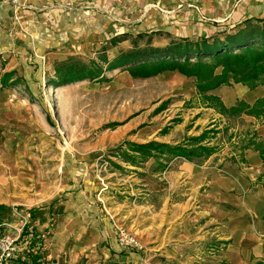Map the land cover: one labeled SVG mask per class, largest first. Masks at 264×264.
<instances>
[{
    "label": "crops",
    "instance_id": "0c3cea01",
    "mask_svg": "<svg viewBox=\"0 0 264 264\" xmlns=\"http://www.w3.org/2000/svg\"><path fill=\"white\" fill-rule=\"evenodd\" d=\"M217 4L222 1L214 0L207 5L216 8ZM1 6L0 84L15 87L20 82L17 72L24 71L27 76L30 60L11 37L14 33L9 34L15 25L12 9ZM254 8L247 6L240 11L237 6L233 12H222L219 18L225 17L224 28L246 18H264V7ZM24 16L19 22L21 27H37L39 20L32 12ZM46 24L50 26L51 22ZM220 25L205 29L195 25L191 33L175 30L182 37L198 38L220 32L223 27ZM49 42L46 51L52 54V47L61 50L73 40L68 36L58 43L51 39ZM57 55L50 57L54 59ZM171 73H176L183 102H189L190 106L182 116L183 122L190 124L183 134L200 135L214 129L204 143L216 146V151L202 161L177 157L161 164L139 162L104 167L105 174L94 177L89 175L92 168L74 169L75 179H71L62 200L54 202H58L62 213L51 241H47L46 233L55 215L54 203L41 211V216L39 208L13 207L0 212V221L8 220L15 225L20 219L19 212L28 211L32 217L34 225L25 232L29 244L22 252V264H264V116L242 113L233 117L239 123L230 129L227 146L223 142L225 148L220 147L219 142L224 140L221 129L229 116L202 101L194 77L178 71ZM120 76L129 77L130 86L146 79L134 77L128 69L115 77ZM211 92L227 107L240 100L253 105L264 98V82L255 87L242 82L223 84ZM137 127H140L138 143L156 140L162 129L153 124V119L130 126ZM193 128L199 131L194 132ZM170 133L171 129L164 135ZM214 133L217 136L212 137ZM186 136L157 141L176 144ZM120 223L127 224L144 242L143 251L119 246L116 227ZM69 241L72 244L68 246Z\"/></svg>",
    "mask_w": 264,
    "mask_h": 264
},
{
    "label": "rangeland",
    "instance_id": "374dc122",
    "mask_svg": "<svg viewBox=\"0 0 264 264\" xmlns=\"http://www.w3.org/2000/svg\"><path fill=\"white\" fill-rule=\"evenodd\" d=\"M212 1L0 0L3 9H12L15 25L9 34L14 33L11 37L30 60L27 76L24 71L17 72L20 82L15 87L0 84V212L13 207L39 208L41 216V211L51 203L62 200L71 179H75L74 169L92 168L89 175L94 177L98 173L104 175V167L131 165L133 161L124 152L135 155L127 142H137L142 127L131 129V124L136 126L153 119L157 127L171 129L167 135L161 129L156 140L186 136L183 133L190 124L186 125L182 116L190 106L189 102H183L176 73L161 72L130 86L129 77H115L127 68L109 69L105 58L112 56V59L127 49L147 46L150 42L163 46L170 41L169 33L181 36L175 29L191 33L195 25L203 29L214 28L212 25L217 23L223 26L225 17L220 19L219 15L235 11L237 6L241 7L240 11L247 6L248 9L264 7V0H220L222 4L211 8L207 4ZM29 11L39 20L37 27L19 24ZM45 21H50L53 27ZM234 23L229 27L237 30ZM68 36L73 42L66 48L52 47V54L46 51L50 39L58 43ZM113 40L118 42L113 44ZM69 59L89 65L96 62L107 79L51 84L57 62ZM226 122L221 129L224 140L219 142L220 147L224 143L227 146L230 129L239 123L233 117L226 118ZM214 143L218 144L216 139ZM166 160L165 156L160 160L138 158L141 165L161 164ZM57 204L52 206L55 215L46 233L47 241H51L62 213ZM120 227H126L138 237L125 223L116 227V237ZM139 240L143 251L145 244Z\"/></svg>",
    "mask_w": 264,
    "mask_h": 264
},
{
    "label": "trees",
    "instance_id": "16d2710c",
    "mask_svg": "<svg viewBox=\"0 0 264 264\" xmlns=\"http://www.w3.org/2000/svg\"><path fill=\"white\" fill-rule=\"evenodd\" d=\"M235 28L237 30L226 27L214 35L198 38L172 36L169 33L170 41L163 46L150 42L147 46L127 49L110 60L108 57L105 59L109 69L127 68L136 77L155 76L167 70L178 71L187 77H194L202 101L222 115L239 117L247 113L255 117L264 116V98L253 105L240 100L235 106L227 107L218 95L211 92L223 84L242 82L255 87L264 82V18H246ZM116 42L118 40L112 41L113 44ZM219 67H222L221 71H218ZM84 79L107 78L96 62L89 65L69 59L57 62L55 78L50 83L59 86ZM169 130L166 127L161 133ZM212 131L208 129L200 135L186 136L176 144L157 140L144 143L128 141L129 149L135 155L124 153L133 163H138V158L142 161L151 157L160 160L164 156L167 158L165 163L177 157L202 161L216 151V146L204 143Z\"/></svg>",
    "mask_w": 264,
    "mask_h": 264
},
{
    "label": "built area",
    "instance_id": "2783aa9c",
    "mask_svg": "<svg viewBox=\"0 0 264 264\" xmlns=\"http://www.w3.org/2000/svg\"><path fill=\"white\" fill-rule=\"evenodd\" d=\"M18 224L11 221H0V264H22V252L28 248L29 240L25 232L34 225L28 211L18 213ZM117 242L123 249H143L138 237L126 227H120L117 233Z\"/></svg>",
    "mask_w": 264,
    "mask_h": 264
}]
</instances>
